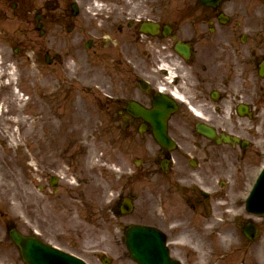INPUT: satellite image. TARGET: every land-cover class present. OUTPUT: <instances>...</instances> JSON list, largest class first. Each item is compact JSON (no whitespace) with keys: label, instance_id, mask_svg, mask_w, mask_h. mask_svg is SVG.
I'll return each instance as SVG.
<instances>
[{"label":"flooded vegetation","instance_id":"af4514ba","mask_svg":"<svg viewBox=\"0 0 264 264\" xmlns=\"http://www.w3.org/2000/svg\"><path fill=\"white\" fill-rule=\"evenodd\" d=\"M107 9L106 18L101 19L104 23L97 25L84 19L76 20L79 16L72 15L70 4L62 7L54 0H0V39H19L16 40L18 53L24 48L37 61L45 60L44 66L63 69L59 45L49 41L48 37L53 34L57 38L64 29L72 35L76 28L93 34L89 50L93 66L118 67L123 100L117 101L119 107L116 109L114 102L107 107L112 119L115 115L108 153L112 165L107 182L111 186L118 179L112 166L120 172L124 169L121 148L124 139L114 135L138 134V141H143L152 134L151 125L142 117L130 114L126 106L136 100L151 107L155 91L150 88L135 93L137 73L127 68L122 57L140 52L153 53L157 55V65L158 61L159 65L168 64L141 66L140 71L157 77L158 82H168L194 113L186 103L178 101V110L168 121V131L176 141L175 149L169 151L156 143L152 167L145 170L140 166L131 181L133 185L144 181L146 172L152 174L154 188L160 194L169 189L177 190L188 203H194L192 208L200 206V209L204 199H208L203 194L204 189L218 193L216 183L219 186L226 181L236 184V179L248 172L244 171L245 167H253L262 155L256 139L264 140L263 79L256 99L251 100L252 117L257 125L253 130H246V138L250 140L247 146L216 143L198 132V124H210L218 134L236 136L240 133V125L236 123V85L241 83L245 93L252 91L248 78L253 67L259 68L264 63V0H221L217 6H208L202 0H108ZM132 10L136 16H127ZM121 20L123 22L116 26L115 23ZM144 22H153L155 32L144 31ZM178 43L189 47V57L176 51ZM61 44L69 53L77 51L78 40L70 36ZM111 81L115 88L113 77ZM130 85L133 86L129 88ZM172 98L177 101L175 96ZM124 119H127V126ZM61 129V124L51 121H40L36 126L33 142L42 159L41 171L46 170L49 163L60 160L64 143L59 136ZM142 129L146 130L143 134L140 133ZM75 145V141L68 143L72 154ZM30 180L32 182L31 176ZM56 204L61 205V202ZM33 209L31 206V211ZM38 215L43 219L42 212ZM33 231L29 230L28 234ZM36 231L47 235L46 223H41V228Z\"/></svg>","mask_w":264,"mask_h":264},{"label":"rangeland","instance_id":"374dc122","mask_svg":"<svg viewBox=\"0 0 264 264\" xmlns=\"http://www.w3.org/2000/svg\"><path fill=\"white\" fill-rule=\"evenodd\" d=\"M101 79L102 78L100 76H94L91 72L82 71L80 75V88L81 89L85 88L89 85H92L100 81ZM4 82H0V90H1V86H4ZM8 89L10 90L8 94H6V91L4 93H0V260L1 261L10 260L15 263L18 260V254L16 252L15 246L11 242V239L5 233V226L6 224H8V220H9L11 222H14L16 225H18L22 230L25 228L26 213H25L24 169H25L26 150L23 144L19 145L21 149L16 150L15 148L16 146L15 144L16 143L19 144V142H21L20 140L17 139L19 138V136L22 139V142H25V133H24V137L22 134L24 132L23 128H21L20 134L16 133L15 135H13V130L15 131L16 127H14V125L6 121L9 118H11L13 114L16 115L17 113L10 110V104L12 101L13 93L9 86ZM81 89H78L74 94H71L73 92L71 90L69 92L70 98L68 95L65 97V104H64L65 115H67V112H72L74 110L75 114H73V116L79 118L80 127L85 122L86 125H84V128H87L88 126H91L88 120L89 117L88 113H91L93 110L95 111V108H94V103L91 102L92 95L90 94V92H85ZM68 99L70 101L71 106L72 105L74 106L73 108L72 107L66 108ZM248 185L245 184L242 193L246 190V187ZM241 204H242V200L236 199V210H238L239 212H241V208H240ZM67 227L68 225L64 223V228ZM237 227L238 226H236V239L240 236V238H242V244H245L246 239H244L242 232L238 231ZM195 240L199 241V243H205L200 237H197V239L195 238ZM86 241H88L89 243V240ZM209 242L211 243L208 244L215 245V243H212V240H210ZM255 244L257 245V243ZM255 244L251 243L250 247L252 245L255 246ZM106 245H107L106 243H103V246ZM88 246H85L84 248L86 249ZM80 247L82 246L80 245ZM122 252H123V247L121 244L113 245V252H112L113 256H116L115 254L118 253L121 254ZM122 258L124 261L122 262L113 261L111 264H135L126 257L125 258L122 257ZM251 263L252 262L249 259L243 262V264H251ZM95 264H103V263H95Z\"/></svg>","mask_w":264,"mask_h":264},{"label":"water","instance_id":"95a60500","mask_svg":"<svg viewBox=\"0 0 264 264\" xmlns=\"http://www.w3.org/2000/svg\"><path fill=\"white\" fill-rule=\"evenodd\" d=\"M249 207L252 211L263 213L264 212V174L259 179L251 198L249 199ZM14 239L22 246L23 254L25 259L30 264H84L81 261L63 255L62 253L53 251L52 249H47L44 246L35 243L34 241H29L18 234L13 235ZM135 244L131 243L130 247L135 249ZM161 247H163L161 243ZM34 251L39 252L32 255ZM157 262V261H155ZM150 262H147L149 264ZM156 264V263H151Z\"/></svg>","mask_w":264,"mask_h":264},{"label":"bare ground","instance_id":"6f19581e","mask_svg":"<svg viewBox=\"0 0 264 264\" xmlns=\"http://www.w3.org/2000/svg\"><path fill=\"white\" fill-rule=\"evenodd\" d=\"M198 249V248H197ZM199 250V249H198ZM264 252V251H263ZM263 252L261 253V255L263 254ZM202 253V252H201ZM196 264H208V261H206L205 259H202L199 261V263H196ZM219 264V263H217Z\"/></svg>","mask_w":264,"mask_h":264}]
</instances>
